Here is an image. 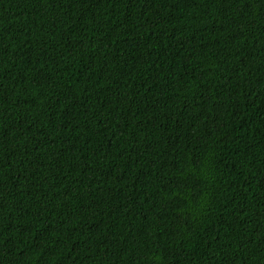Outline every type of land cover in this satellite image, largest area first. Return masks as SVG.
<instances>
[{
  "label": "trees",
  "instance_id": "obj_1",
  "mask_svg": "<svg viewBox=\"0 0 264 264\" xmlns=\"http://www.w3.org/2000/svg\"><path fill=\"white\" fill-rule=\"evenodd\" d=\"M0 264H264V0H0Z\"/></svg>",
  "mask_w": 264,
  "mask_h": 264
}]
</instances>
